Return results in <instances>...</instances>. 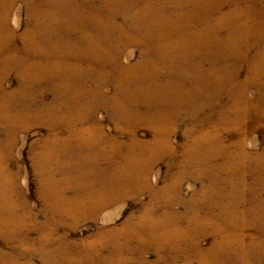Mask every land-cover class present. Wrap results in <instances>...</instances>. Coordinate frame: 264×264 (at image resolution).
Listing matches in <instances>:
<instances>
[{"label":"rangeland","instance_id":"obj_1","mask_svg":"<svg viewBox=\"0 0 264 264\" xmlns=\"http://www.w3.org/2000/svg\"><path fill=\"white\" fill-rule=\"evenodd\" d=\"M0 264H264V0H0Z\"/></svg>","mask_w":264,"mask_h":264}]
</instances>
